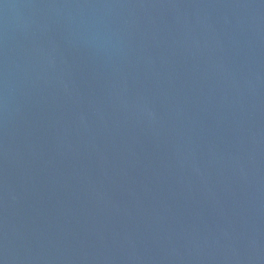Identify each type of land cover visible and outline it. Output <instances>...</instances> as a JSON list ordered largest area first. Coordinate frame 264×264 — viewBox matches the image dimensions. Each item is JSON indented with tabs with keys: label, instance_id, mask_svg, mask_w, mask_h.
I'll list each match as a JSON object with an SVG mask.
<instances>
[{
	"label": "water",
	"instance_id": "95a60500",
	"mask_svg": "<svg viewBox=\"0 0 264 264\" xmlns=\"http://www.w3.org/2000/svg\"><path fill=\"white\" fill-rule=\"evenodd\" d=\"M0 264H264V0H0Z\"/></svg>",
	"mask_w": 264,
	"mask_h": 264
}]
</instances>
